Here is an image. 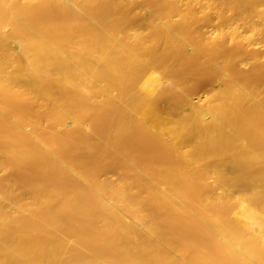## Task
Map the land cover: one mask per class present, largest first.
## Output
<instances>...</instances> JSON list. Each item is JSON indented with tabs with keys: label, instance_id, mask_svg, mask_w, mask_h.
<instances>
[{
	"label": "bare ground",
	"instance_id": "6f19581e",
	"mask_svg": "<svg viewBox=\"0 0 264 264\" xmlns=\"http://www.w3.org/2000/svg\"><path fill=\"white\" fill-rule=\"evenodd\" d=\"M263 31L264 0H0V264H264Z\"/></svg>",
	"mask_w": 264,
	"mask_h": 264
},
{
	"label": "rangeland",
	"instance_id": "374dc122",
	"mask_svg": "<svg viewBox=\"0 0 264 264\" xmlns=\"http://www.w3.org/2000/svg\"><path fill=\"white\" fill-rule=\"evenodd\" d=\"M257 20V19H256ZM209 29V28H208ZM262 32V31H261ZM264 33V31H263ZM261 34V35H260ZM258 36H255V41L258 42L259 47L256 48L257 52L260 53L259 55H262L264 52V46H263V39H264V34L260 33ZM263 38V39H262ZM259 41H262L261 43ZM260 43V44H259ZM257 45V44H256ZM262 53V54H261ZM206 85V81L204 78H197L195 79L189 86L188 90L191 92L193 97H196L199 95V93L203 90L204 86ZM157 103H160V101H157ZM154 150V146L150 145L147 147V155L151 156L152 151ZM150 158V157H149Z\"/></svg>",
	"mask_w": 264,
	"mask_h": 264
}]
</instances>
